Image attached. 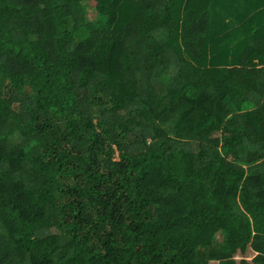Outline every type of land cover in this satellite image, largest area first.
Returning a JSON list of instances; mask_svg holds the SVG:
<instances>
[{
	"label": "trees",
	"instance_id": "1",
	"mask_svg": "<svg viewBox=\"0 0 264 264\" xmlns=\"http://www.w3.org/2000/svg\"><path fill=\"white\" fill-rule=\"evenodd\" d=\"M243 259L264 264V0H0V264Z\"/></svg>",
	"mask_w": 264,
	"mask_h": 264
},
{
	"label": "rangeland",
	"instance_id": "2",
	"mask_svg": "<svg viewBox=\"0 0 264 264\" xmlns=\"http://www.w3.org/2000/svg\"><path fill=\"white\" fill-rule=\"evenodd\" d=\"M94 2H88L86 3V6H85V11H86V14H85V19L87 20V22H92L94 21V17L91 13V9H93L94 7ZM217 238L219 239L220 236L218 235ZM241 263L242 264H247L248 263V260L247 259H243L241 260Z\"/></svg>",
	"mask_w": 264,
	"mask_h": 264
}]
</instances>
